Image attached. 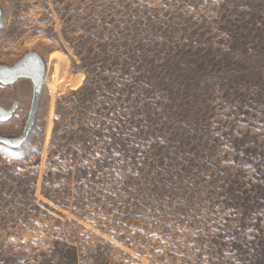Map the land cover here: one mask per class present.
I'll return each mask as SVG.
<instances>
[{
  "label": "rangeland",
  "instance_id": "1",
  "mask_svg": "<svg viewBox=\"0 0 264 264\" xmlns=\"http://www.w3.org/2000/svg\"><path fill=\"white\" fill-rule=\"evenodd\" d=\"M0 9V264H264V0Z\"/></svg>",
  "mask_w": 264,
  "mask_h": 264
},
{
  "label": "water",
  "instance_id": "2",
  "mask_svg": "<svg viewBox=\"0 0 264 264\" xmlns=\"http://www.w3.org/2000/svg\"><path fill=\"white\" fill-rule=\"evenodd\" d=\"M2 10L0 9V19ZM46 78V64L42 57L36 52L27 53L16 65L10 67L0 64V85L11 86L20 80H29L33 85V99L30 113L22 135L18 138H6L0 136V144L18 151L29 139L35 126L39 104ZM11 113L5 112L0 106V121H9Z\"/></svg>",
  "mask_w": 264,
  "mask_h": 264
},
{
  "label": "trees",
  "instance_id": "3",
  "mask_svg": "<svg viewBox=\"0 0 264 264\" xmlns=\"http://www.w3.org/2000/svg\"><path fill=\"white\" fill-rule=\"evenodd\" d=\"M123 96H125V93L122 94ZM92 128H94V125H92ZM125 143H123L124 145ZM46 196H51V195H46Z\"/></svg>",
  "mask_w": 264,
  "mask_h": 264
}]
</instances>
